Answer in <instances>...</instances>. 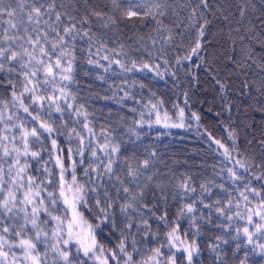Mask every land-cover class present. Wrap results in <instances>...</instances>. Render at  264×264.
Returning <instances> with one entry per match:
<instances>
[{"label":"snow or ice","instance_id":"6c2138e0","mask_svg":"<svg viewBox=\"0 0 264 264\" xmlns=\"http://www.w3.org/2000/svg\"><path fill=\"white\" fill-rule=\"evenodd\" d=\"M125 30L131 44L120 41ZM79 42L86 63L105 73L115 65L159 76L155 61L167 70L170 59L182 65L197 57L194 68H206L220 98L216 115L228 116L231 144L208 129L199 134L226 163L212 165L210 177L193 175L152 148L122 151L111 126H101L98 138L95 114L78 99ZM120 90L121 99H134ZM184 97L190 107L187 91ZM144 107L156 124L186 127L176 104L175 120L163 99ZM234 111L244 119L233 121ZM257 113L264 114V0H0V264L264 260V118L257 125ZM139 115L134 125H151ZM188 119L201 127L197 112ZM241 131L255 149L240 150ZM127 132L133 143L141 139L133 125ZM100 224L115 244L98 239Z\"/></svg>","mask_w":264,"mask_h":264},{"label":"trees","instance_id":"16d2710c","mask_svg":"<svg viewBox=\"0 0 264 264\" xmlns=\"http://www.w3.org/2000/svg\"><path fill=\"white\" fill-rule=\"evenodd\" d=\"M125 33L120 37V41L131 44L132 41L127 40V36H131L132 31L125 30ZM86 47L85 42H79L76 76L79 81L78 99L81 103H85L89 113L95 114L94 117L90 116L89 119L93 121L98 138L101 126L105 128L111 126L115 130L117 139L123 142L121 145L122 151H126L128 154L136 151L138 155H143L144 148H152L162 155L171 167L179 168L180 171L187 170L193 175L210 177L212 175V165H216L217 170H219L222 162L226 163L224 157L220 155L222 150L213 152L208 147L207 138L199 134L204 129H208L217 139H221L225 145L231 144V141L227 139V131L225 130L228 116L226 113H222L219 117L216 115L217 112L222 111L220 98L214 90L215 85L206 75V68L204 66L194 68V64L200 63L197 57H193L191 62H185L182 65H177L174 59H170L167 70H165V66L161 61H155L161 64V75L159 76L156 75L155 71H148L147 69L132 73H120L115 65H113L115 71L110 70L105 73L102 68L86 63L88 56L82 53V50ZM109 47H118V44L109 41ZM133 56L137 57V54L133 53ZM93 59H99V57L94 56ZM145 59L147 58L145 57ZM151 62L153 61H149V63ZM101 63L107 66L106 61H101ZM172 72L176 73L175 77L170 75ZM189 73L196 78L197 83L190 82ZM99 76H103L104 79H99ZM232 82L236 85V88L239 87L238 79L233 77ZM141 84L145 87L141 88ZM120 89L129 92L134 99H121L124 93ZM73 91H77V86H73ZM186 91L189 94L188 105L190 107L184 104V92ZM233 92L235 93V89ZM151 93H155V96H152ZM157 98L165 101V108L168 109L173 120L176 119L175 109L172 108L173 104L185 109V128H165L163 124L154 123V115H147L148 109L144 107V104L149 99L155 101ZM243 100L244 104L249 102L247 97H244ZM136 101H139V103ZM132 108L137 111H131ZM193 111L201 116V127L199 129L195 121L188 119L190 112ZM140 112L145 113V121H152L150 126L148 123H145L142 127L133 124V121L140 119ZM238 116L240 120L244 119L243 112L234 111L232 120L237 121ZM262 118H264V114H255L257 125ZM188 124L192 126L188 127ZM128 125H133L142 134L141 139L136 140L135 143L129 140ZM76 127L79 131V124ZM241 128H243L242 123ZM256 135L259 136L258 130ZM132 139L135 140L134 137ZM248 139H251L250 135ZM238 143L241 151L245 147H249V150L256 148L255 144L246 145L244 131H241ZM59 144L61 147L66 148L67 142L64 138H61ZM72 146L74 148L76 146L75 139L72 141ZM85 216L93 224L97 223V221L91 219L88 212H85ZM109 231L110 228L106 224H100L97 229L98 239L106 246L117 242L115 236L109 237ZM240 254H243V250ZM250 264H264V260L258 255L250 256Z\"/></svg>","mask_w":264,"mask_h":264}]
</instances>
